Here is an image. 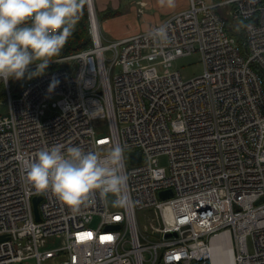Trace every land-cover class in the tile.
Wrapping results in <instances>:
<instances>
[{"label": "built area", "instance_id": "2783aa9c", "mask_svg": "<svg viewBox=\"0 0 264 264\" xmlns=\"http://www.w3.org/2000/svg\"><path fill=\"white\" fill-rule=\"evenodd\" d=\"M84 6L87 48L53 57L42 75L4 83L0 264H214L216 239L233 264H264V0H189L187 9L119 40L103 32L95 0ZM225 16L242 22L243 43ZM161 26L167 41L149 35ZM196 52L202 75L185 80L170 70ZM55 144L102 157L123 147L127 206L114 210L94 193V203L72 213L52 191L32 189L22 161ZM95 216L98 228L90 226Z\"/></svg>", "mask_w": 264, "mask_h": 264}, {"label": "clouds", "instance_id": "9594fccd", "mask_svg": "<svg viewBox=\"0 0 264 264\" xmlns=\"http://www.w3.org/2000/svg\"><path fill=\"white\" fill-rule=\"evenodd\" d=\"M87 0H0V80L23 79L42 75L57 57L82 14ZM161 7L175 9L176 0H158ZM149 35L167 41L161 26ZM35 71H30L31 66ZM59 81L53 80L52 91ZM123 147H113L106 156L85 152L78 146L55 144L23 160L26 180L37 193L52 191L72 213L94 203L90 198L114 197V207L129 203L126 195L128 176L122 174Z\"/></svg>", "mask_w": 264, "mask_h": 264}, {"label": "crops", "instance_id": "0c3cea01", "mask_svg": "<svg viewBox=\"0 0 264 264\" xmlns=\"http://www.w3.org/2000/svg\"><path fill=\"white\" fill-rule=\"evenodd\" d=\"M95 5L103 32L109 38L119 40L147 31L187 9L189 0H176L175 9L161 7L158 0H95Z\"/></svg>", "mask_w": 264, "mask_h": 264}, {"label": "rangeland", "instance_id": "374dc122", "mask_svg": "<svg viewBox=\"0 0 264 264\" xmlns=\"http://www.w3.org/2000/svg\"><path fill=\"white\" fill-rule=\"evenodd\" d=\"M220 13H224V10H219ZM227 21H228V27L227 29L229 30V32L231 34H233L234 36H244V31L242 29V22L239 20H231L230 18H228L227 16H225ZM155 67L157 68V71L160 75H163L166 71V68L164 67L163 64H160L159 62H155ZM171 71H179L182 75V77L185 80H190L192 78L198 77L200 75L203 74L204 72V67H203V63L200 57L199 52H196L190 56L187 57H182L177 59L175 62H173L172 68H170ZM119 72V68H116L115 73ZM7 110V105H6V100L0 103V113H4ZM54 111H49L47 113V115H51L53 114ZM126 156H127V162L130 165V160H129V153L126 152ZM159 164L162 167H165L167 172H170V161H169V157L167 155H163L159 158ZM114 199V197L109 196L108 197V202L109 205L112 209L117 210L120 209V207H114L112 204V200ZM138 218H139V224L141 226L142 229L145 228L147 222V215L145 214L144 211H139L138 212ZM101 223V217L100 216H95V218L93 219V221L91 222L90 226L92 228H98V226ZM62 245V241L58 240L54 245H52L53 248L59 247ZM248 246L251 252H253V241L252 238L249 237L248 239ZM45 264H50L49 262H46Z\"/></svg>", "mask_w": 264, "mask_h": 264}, {"label": "trees", "instance_id": "16d2710c", "mask_svg": "<svg viewBox=\"0 0 264 264\" xmlns=\"http://www.w3.org/2000/svg\"><path fill=\"white\" fill-rule=\"evenodd\" d=\"M216 2L223 0H215ZM243 29V25H242ZM238 39L241 43L244 42V36H238ZM91 44L90 35H89V25H88V14L86 7L83 6L82 14L78 23L76 24L72 35L69 37L66 45L60 52V55L71 54L79 50L87 48ZM7 98L5 84L3 80H0V103L5 101Z\"/></svg>", "mask_w": 264, "mask_h": 264}, {"label": "water", "instance_id": "95a60500", "mask_svg": "<svg viewBox=\"0 0 264 264\" xmlns=\"http://www.w3.org/2000/svg\"><path fill=\"white\" fill-rule=\"evenodd\" d=\"M130 157H131V161L136 163V162H141L142 158H141V154L140 153H137V152H132L130 154ZM173 195V192L171 190L169 191H162L160 193V197L162 199H166V198H169ZM42 200V197H35L34 198V210H35V215H36V219L39 221L40 220V213H39V203L40 201ZM113 228L115 229H119V225H115L113 226ZM176 234L175 233H170L167 235V237H172V236H175ZM4 238H0V240H2Z\"/></svg>", "mask_w": 264, "mask_h": 264}, {"label": "bare ground", "instance_id": "6f19581e", "mask_svg": "<svg viewBox=\"0 0 264 264\" xmlns=\"http://www.w3.org/2000/svg\"><path fill=\"white\" fill-rule=\"evenodd\" d=\"M220 239H216L211 248L214 264H233L232 258H228Z\"/></svg>", "mask_w": 264, "mask_h": 264}]
</instances>
